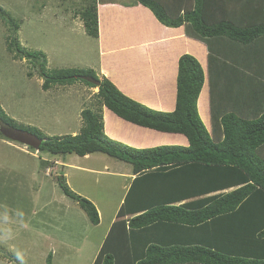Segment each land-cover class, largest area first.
Returning a JSON list of instances; mask_svg holds the SVG:
<instances>
[{
	"label": "trees",
	"instance_id": "1",
	"mask_svg": "<svg viewBox=\"0 0 264 264\" xmlns=\"http://www.w3.org/2000/svg\"><path fill=\"white\" fill-rule=\"evenodd\" d=\"M132 1L161 25L184 27L186 37L206 46L205 72L195 57H179L173 111L131 99L92 70L47 74L46 55L25 52L12 36L7 51L37 63L44 91L80 80L98 88L97 107L81 112V130L72 136L47 139L15 124L1 108L0 125L36 135L42 152L101 153L130 165L134 178L92 264H264V0ZM117 2L83 0L78 17L88 36L98 38L97 4ZM0 20L17 33L19 26L1 8ZM205 79L211 131L197 106ZM103 108L131 125L182 135L187 145L138 148L112 139L104 131ZM59 185L98 225L95 206L73 195L63 178Z\"/></svg>",
	"mask_w": 264,
	"mask_h": 264
},
{
	"label": "rangeland",
	"instance_id": "2",
	"mask_svg": "<svg viewBox=\"0 0 264 264\" xmlns=\"http://www.w3.org/2000/svg\"><path fill=\"white\" fill-rule=\"evenodd\" d=\"M123 1L122 7L136 6ZM83 5V0H0V8L19 26L13 35L0 20V108L18 126L36 129L47 139L78 134L81 112L96 110L98 88L79 80L44 91L37 63L9 53L6 39L15 36L25 52L45 54L47 74L95 69L99 47L82 28L78 14ZM131 173L130 165L101 153L52 155L0 137V264H47L48 257L51 264H92ZM61 178L73 195L95 206L98 225L64 195Z\"/></svg>",
	"mask_w": 264,
	"mask_h": 264
},
{
	"label": "crops",
	"instance_id": "3",
	"mask_svg": "<svg viewBox=\"0 0 264 264\" xmlns=\"http://www.w3.org/2000/svg\"><path fill=\"white\" fill-rule=\"evenodd\" d=\"M122 2L97 4L99 34L98 38H91L94 43L98 42V67L88 70L109 78L123 94L135 101L155 110L173 111L179 57L184 54L195 57L205 72L207 50L201 42L186 37L184 27H165L146 8L139 5L122 7ZM122 18L126 23L118 24ZM86 37L90 39V36ZM198 100L205 127L211 131L207 79ZM102 112L104 131L112 139L138 148L160 144L187 145L182 135L159 134L131 125L104 108ZM133 178L131 175L130 182Z\"/></svg>",
	"mask_w": 264,
	"mask_h": 264
},
{
	"label": "water",
	"instance_id": "4",
	"mask_svg": "<svg viewBox=\"0 0 264 264\" xmlns=\"http://www.w3.org/2000/svg\"><path fill=\"white\" fill-rule=\"evenodd\" d=\"M81 80H84V81L94 85L95 87L100 86V81L95 80L92 77H85L84 76V77H81ZM0 134L5 139H8L12 142L22 144V145L27 146L33 150H36V151L39 149V147L42 143V139H39L36 135H34L28 131L17 129L14 127L2 126V127H0Z\"/></svg>",
	"mask_w": 264,
	"mask_h": 264
},
{
	"label": "flooded vegetation",
	"instance_id": "5",
	"mask_svg": "<svg viewBox=\"0 0 264 264\" xmlns=\"http://www.w3.org/2000/svg\"><path fill=\"white\" fill-rule=\"evenodd\" d=\"M0 127H2V125H0Z\"/></svg>",
	"mask_w": 264,
	"mask_h": 264
}]
</instances>
